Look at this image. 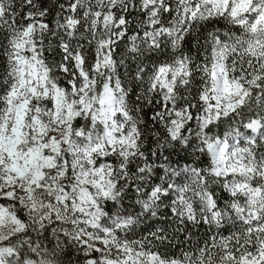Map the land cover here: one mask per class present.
Instances as JSON below:
<instances>
[{
	"label": "snow or ice",
	"instance_id": "snow-or-ice-1",
	"mask_svg": "<svg viewBox=\"0 0 264 264\" xmlns=\"http://www.w3.org/2000/svg\"><path fill=\"white\" fill-rule=\"evenodd\" d=\"M0 264H264V0H0Z\"/></svg>",
	"mask_w": 264,
	"mask_h": 264
}]
</instances>
